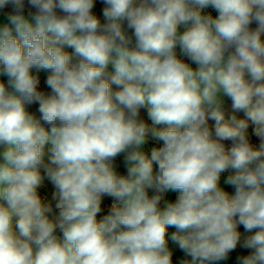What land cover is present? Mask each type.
I'll return each instance as SVG.
<instances>
[{"label":"clouds","instance_id":"clouds-1","mask_svg":"<svg viewBox=\"0 0 264 264\" xmlns=\"http://www.w3.org/2000/svg\"><path fill=\"white\" fill-rule=\"evenodd\" d=\"M100 3L0 0V264H264V0Z\"/></svg>","mask_w":264,"mask_h":264},{"label":"trees","instance_id":"trees-1","mask_svg":"<svg viewBox=\"0 0 264 264\" xmlns=\"http://www.w3.org/2000/svg\"><path fill=\"white\" fill-rule=\"evenodd\" d=\"M66 51L72 53L74 50L71 49V48H66ZM74 59H76V58L74 57ZM109 70H111V69L109 68ZM33 71H34V73H36V70L35 69ZM38 75L40 76V89L43 90V91H45L46 93H49L50 92V89H49V91H47L48 88H47V86L45 84V80H46V77H47L48 73L46 71H44V70H40L39 73H38ZM0 80H4L6 82L7 77L0 76ZM113 87L115 88V86H113ZM225 103H226V108L227 109H230V104H231L230 100H228L227 98H225ZM37 109H38V104H33V105H30L29 106V111L30 112H33V113H36V115L38 116L39 113L37 112ZM229 114H231V113L229 112ZM235 114L237 115L238 118H241L243 116V111L237 112ZM141 116H142V114H141ZM226 118H227V116H226ZM118 158L119 159L122 158V160H123V154H121V156L118 157ZM118 171L121 174H126V167L120 168V169H118ZM225 189L228 190L230 193L232 191H234L231 188H225ZM111 203H112V199L110 197H105L103 199V203H102V209H103V211L100 214H98V219H100L104 215L108 214V212L110 210ZM240 230L243 231L242 226L240 227ZM172 231H174V229H169V236H170V234H171ZM169 247L173 251V264H180V261L182 259H190V257H187L185 255V253H183V251L178 248V245H176L170 239H169ZM249 251L250 250L242 249L238 245L237 250L234 251L233 253H230L229 259L227 261H220V262H217V264H239V262L236 259L237 256H239V255H246V254H248Z\"/></svg>","mask_w":264,"mask_h":264},{"label":"rangeland","instance_id":"rangeland-1","mask_svg":"<svg viewBox=\"0 0 264 264\" xmlns=\"http://www.w3.org/2000/svg\"><path fill=\"white\" fill-rule=\"evenodd\" d=\"M101 8H102V5L100 3V0H97V6L94 9V12H96L98 15H101V17H102ZM209 11H212V15L213 16L218 15V13H216L215 11H213L211 9ZM3 19H4L3 15L0 14V22H2ZM193 67H195V65H193ZM47 91H49V89ZM141 118L143 120H145L147 123L151 124V120H150V118L147 115V111H146V115L144 117L141 116ZM241 118H246L244 116V112H243V116ZM211 123L212 122H210V124ZM249 125L250 126H249V129H248V133L250 135V138L253 141V143H255V144L258 145V143H259L258 138L255 137L252 134L254 125H252V123L250 121H249ZM158 127H164V125H160ZM226 143H230V142H226ZM161 144H162L161 141H156V140L152 139L151 136H149L148 142L144 145V150L146 152H150L151 147H153V146H160ZM49 148H50V145L46 146V148H45V151H46V157H45V159L46 160H47V154L49 153ZM122 161H123L122 158H120V159L118 158L116 160V163L118 165V169L125 167V165H124V163ZM224 175H227V174H224ZM221 185L224 188H231L230 186H227V185H224L223 184V176H222V179H221ZM38 191H39L42 199H44L45 201H48V200H51L52 193L55 191V189H54V186L47 179H45L44 184L38 189ZM151 194H152V191L150 190V195ZM178 194H179L178 192H169V193L166 194L165 198L168 199V200H170V201H173L174 202L175 199H176V197L178 196ZM52 203H53V207H54L55 201H52ZM56 211L57 210L54 209V214H55Z\"/></svg>","mask_w":264,"mask_h":264},{"label":"water","instance_id":"water-1","mask_svg":"<svg viewBox=\"0 0 264 264\" xmlns=\"http://www.w3.org/2000/svg\"><path fill=\"white\" fill-rule=\"evenodd\" d=\"M141 114L144 117L146 115V109H141Z\"/></svg>","mask_w":264,"mask_h":264},{"label":"crops","instance_id":"crops-1","mask_svg":"<svg viewBox=\"0 0 264 264\" xmlns=\"http://www.w3.org/2000/svg\"><path fill=\"white\" fill-rule=\"evenodd\" d=\"M110 69H111V66H110Z\"/></svg>","mask_w":264,"mask_h":264}]
</instances>
